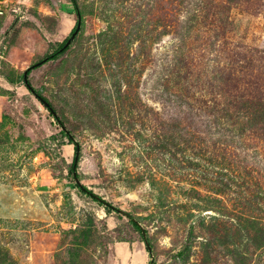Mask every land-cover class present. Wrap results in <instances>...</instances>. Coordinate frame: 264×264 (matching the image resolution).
Here are the masks:
<instances>
[{
    "label": "rangeland",
    "instance_id": "rangeland-1",
    "mask_svg": "<svg viewBox=\"0 0 264 264\" xmlns=\"http://www.w3.org/2000/svg\"><path fill=\"white\" fill-rule=\"evenodd\" d=\"M76 1L0 0V264H264V0Z\"/></svg>",
    "mask_w": 264,
    "mask_h": 264
},
{
    "label": "trees",
    "instance_id": "trees-1",
    "mask_svg": "<svg viewBox=\"0 0 264 264\" xmlns=\"http://www.w3.org/2000/svg\"><path fill=\"white\" fill-rule=\"evenodd\" d=\"M72 3L74 5V7L76 8V11H78V6H77V1L76 0H72ZM77 28L74 29L73 33L75 32ZM71 37V36H70ZM68 37L67 39H65V41L55 50L53 51L52 53H50L49 55H47L45 58H43L41 60V62H38L36 64H34V67L35 66H38L40 65L41 63H44L48 60H51V59H56L57 57H59L62 53L65 52V50L67 49L68 47V44H67V41L69 40ZM31 70V67L29 69H27V71L25 72V74L23 75V80H24V84L25 86L33 91L36 96L39 98V100L46 106V108L50 111V113L57 119L58 123L65 129L66 131V134L68 135V138H69V141L71 143L74 144V149H75V153H74V160L72 162V164L70 165V170L71 172L73 173L74 175V178L76 180V185L85 193H88L89 195H91L94 199L100 201L101 203L103 204H106L108 208H112V204L110 202H107L105 199L101 198L99 195H97L95 192H93L92 190L88 189L86 186H84L80 181H78V174H77V166H78V160L79 158L77 159L76 156L79 155L80 153V144L79 142L75 139L74 135H72L71 132H69L66 128H65V125H64V122L57 116L56 112H55V109L54 107L43 97L41 96L37 91H35V89L33 88L29 78H28V74ZM260 105L262 104L261 102L259 103ZM248 106L250 107L251 104H248ZM131 220L133 222V224L135 225V227L141 231L145 241H146V244H147V247L149 249V251L151 250V247H150V244H149V241H148V238L146 236V231L144 230V228L141 226V224L138 222V220H136L135 218L131 217ZM257 231L260 232V236H261V243L264 245V226H260V228H257Z\"/></svg>",
    "mask_w": 264,
    "mask_h": 264
},
{
    "label": "water",
    "instance_id": "water-1",
    "mask_svg": "<svg viewBox=\"0 0 264 264\" xmlns=\"http://www.w3.org/2000/svg\"><path fill=\"white\" fill-rule=\"evenodd\" d=\"M77 31H78V28L76 29V31L74 32V34L71 35V37L67 41V44H69L71 42V40L75 37V35L77 34Z\"/></svg>",
    "mask_w": 264,
    "mask_h": 264
}]
</instances>
